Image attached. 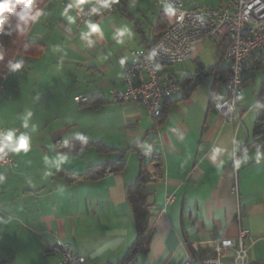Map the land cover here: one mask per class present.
<instances>
[{
  "label": "crops",
  "instance_id": "obj_1",
  "mask_svg": "<svg viewBox=\"0 0 264 264\" xmlns=\"http://www.w3.org/2000/svg\"><path fill=\"white\" fill-rule=\"evenodd\" d=\"M115 1L118 8L124 6L123 0ZM86 4L87 0L82 4L79 0H49L28 35L29 41L45 45L44 54L39 57L19 54L8 72L11 81L5 91L13 92L20 88V82L28 74L47 77L55 73L51 64L70 62L76 65L73 73L83 72L75 81L83 89L75 96L98 95L108 103L95 109L74 100L80 110L87 113L83 117L84 120L88 117L89 130L83 128L75 132L66 125L52 133L53 145L30 149L29 155L27 150L17 152L7 147L18 166L0 169V264H30L32 259H37V264H58V256L52 251L58 237L84 256L85 264H116L137 240L127 190L138 176L140 153L144 152L150 153L146 161L151 159L152 152L161 155L163 165L152 164L148 168L151 192L146 201L152 238L146 250L128 264H185L192 254L187 242L235 238L241 226L250 231L245 240L249 247V264H264V149L250 146L256 105L261 101L264 105V95L261 96L264 63L258 57L254 59L261 53L254 54L243 75L240 127L237 123H227L215 108H210L213 93L216 100L227 97L226 79L214 88L218 75L206 71L214 64H201L195 74L176 76L182 80L205 73L201 84L188 98L184 99L182 90L169 100L172 105L168 108V119L163 126H158L157 120L143 106L109 100L108 91L123 87V73L130 63L131 51L152 43L160 11H170L155 0H130L127 12L131 17L119 9L129 18V25L121 22L119 26L118 21H112L110 35L102 30L93 31L91 39L86 34H81L80 39L71 35L68 30L72 28L55 16L52 21L43 17L39 31L34 30L49 7H64L74 11L76 16V11ZM230 4L228 0L219 7ZM132 7L137 13L132 12ZM171 16L172 13L169 23ZM34 32L36 35L31 38ZM213 42L217 49L222 41ZM204 43L195 46L189 60L200 57ZM16 64L20 67L14 68ZM208 76L214 78L210 91L203 85ZM251 86L252 101L245 97V91ZM114 104H120L117 106L126 113L125 126L129 127L124 126V131L126 137L129 135V146L124 145L121 131L119 135L110 129L95 136L99 133L97 130H101V112L116 108ZM147 116L153 120L149 126L145 124ZM70 135H86L93 141L102 140L108 146L125 151L124 170L116 173L109 169L99 180L74 184L53 179L57 168L80 173L92 164L110 163L122 155L96 150L93 153L90 148L73 156L55 145V139ZM133 154H137L135 159ZM168 194H174L175 201L162 211ZM205 253L201 248L198 256Z\"/></svg>",
  "mask_w": 264,
  "mask_h": 264
},
{
  "label": "built area",
  "instance_id": "obj_2",
  "mask_svg": "<svg viewBox=\"0 0 264 264\" xmlns=\"http://www.w3.org/2000/svg\"><path fill=\"white\" fill-rule=\"evenodd\" d=\"M171 13L169 26L162 37L147 48L131 51L130 63L123 73V87L111 88L108 99L117 103H136L143 106L148 114L157 119L165 102L182 92V85L170 70L175 64L188 61L198 43L227 39L229 47L225 54L206 71L227 69V97L215 101V109L230 124H242L240 103L244 89L243 75L256 52L264 56V0H231L228 7H188L184 0H155ZM115 11L110 0H87V4L76 11L77 26L86 25L103 13ZM0 78V97L5 90V80ZM74 100L85 104L89 95H77ZM10 129L0 124V169L17 167V160L4 147ZM142 159L150 156L141 153ZM1 175V172H0ZM175 201L174 194L166 196V206ZM250 231L240 227L235 238H220L214 241L187 242L192 254L185 264H249V247L245 240ZM144 248L147 247L145 243ZM201 248L206 250L198 256ZM58 256V264H85L86 258L76 253L69 242L58 237L52 246Z\"/></svg>",
  "mask_w": 264,
  "mask_h": 264
},
{
  "label": "rangeland",
  "instance_id": "obj_3",
  "mask_svg": "<svg viewBox=\"0 0 264 264\" xmlns=\"http://www.w3.org/2000/svg\"><path fill=\"white\" fill-rule=\"evenodd\" d=\"M110 1L111 5H113L116 9L114 13L108 12L106 8H103L104 15L99 20H92L86 25L80 27L76 25L77 20L74 11H67L64 7H59L58 9L57 7H49L44 10L42 17L34 30L36 32L39 31V26L43 24L44 18L52 21V17L55 16L59 20H64L73 30H68V33L73 36H77L79 39L81 34H86L91 39L93 30L90 25H97L99 30L105 31L107 35H110L108 30H111L112 21H118L119 26L121 22L128 23L129 25V18L119 11L118 6L115 5L116 1ZM184 1L186 5L190 7H219L228 2V0ZM132 12H136V8L132 7ZM69 17H72V19H69ZM119 20L121 21L119 22ZM54 22L56 23L57 21ZM51 26H54V24H51ZM36 32L32 33L31 38H34L33 36L36 35ZM52 33L55 34L56 32L53 30ZM217 58L215 43L212 40H207L204 43V49L201 51L198 59H192L183 63L175 64L170 68L176 76L182 77L185 74H195L197 71H200L201 64L206 66L215 64L218 61ZM51 66L55 67V73L53 75L49 74V76L44 77V75L28 74L23 82H20L19 89H14L13 92L10 90L6 92L4 90L2 96L0 97V123L7 125L6 127L10 129L9 133H12L13 135V140L10 143L15 144L21 136L27 138V155L30 154V149L43 147L45 145H53L51 139L52 133L62 127H65L66 125L72 127V130L75 132H80L83 128L87 130L90 129L87 122L88 117H86V120H84L83 117L87 113L80 110L81 107H79L73 99L76 92H81L83 89L82 86L79 87V85L75 82L76 79L83 74V72L79 71L78 75L73 73L72 69L74 70L76 65L70 62L64 64L55 63L54 65L51 64ZM65 68H69L71 71H68ZM9 74L10 73H8L5 80L6 87L11 81ZM73 77L74 79H72ZM213 81V76L205 77L203 84L204 89H208V91H210ZM252 95L251 86L245 91V97L252 101ZM42 102L49 105H43ZM114 105L117 106L120 104ZM101 113V130L96 129L99 133L95 136L104 134L110 129L111 131H117L119 135H121L119 132L121 131L123 133L122 136L125 139L124 145L129 146V135L126 137V131H124V128L129 126H125L126 113L123 109L117 106L116 108H111V111L109 110L108 112ZM152 121V118L147 116L145 124H148L149 126L150 124H153ZM142 139L143 136L139 139V141ZM128 146L126 148H128ZM9 148L14 149V147ZM90 151L96 153L94 148ZM132 157L135 159L137 154H133ZM13 264L17 263L14 262ZM30 264H37V259H32Z\"/></svg>",
  "mask_w": 264,
  "mask_h": 264
},
{
  "label": "trees",
  "instance_id": "obj_4",
  "mask_svg": "<svg viewBox=\"0 0 264 264\" xmlns=\"http://www.w3.org/2000/svg\"><path fill=\"white\" fill-rule=\"evenodd\" d=\"M14 2L15 0H13V3ZM48 2L49 0H34L33 8L31 9V16H35V19H32L30 16L27 21H22L18 16L13 15L12 13H5V16L8 18V22L4 24L3 30H0V78L6 76V74L9 72L17 55L23 54L39 57L44 54L45 45L29 41L28 35L37 17L39 16L36 15L37 12L40 13ZM129 3L130 0H123L124 6L120 7L119 9L128 17H131L127 12ZM23 7V4L17 5L15 11L19 12L23 9ZM170 15L171 12L165 10L160 11L158 21L154 27V39L152 43L158 41L162 37L163 33L169 26L168 18ZM228 47L229 41L227 39L222 40V42L217 45V55L222 57ZM257 57L260 58L264 63V56L262 54L255 55L254 59ZM204 74L205 73L199 72L194 78L186 76L180 80L182 90L185 91L184 99L188 98V96H190L191 93L195 91V89L201 84ZM209 74L218 75L214 85L215 88L220 81H224L226 79L228 72L227 69L218 71L217 69L212 68ZM263 95L264 90L261 96ZM215 101L216 99H214L213 93L210 101V108H215ZM107 103L108 101L103 99V97L93 95L90 97V100L84 104V106H91L95 109H99ZM171 105L172 102H165L161 115L156 119L158 126H163L168 119V108ZM255 110L256 117L253 130V141L250 146L264 149V105L262 101L256 105ZM55 145L68 151L73 156H78L80 153L90 148H94L100 153H122L121 157L113 162L92 164L87 168L86 171L80 173H75L64 168H57L54 171L53 179H64L69 184H74L82 180H99L109 169H111L113 172L119 173L124 170L126 165L123 161L125 151L108 146L102 140L93 141L86 135H70L64 139L57 138L55 139ZM152 164H158L159 166H162V156L156 152H152L151 159L149 161L140 158L138 176L136 180L128 186L127 197L133 210L134 223L137 231V240L124 255V257L116 264L130 263L139 252L146 250L143 245L145 243H149L152 238V230H149L150 213L147 209L146 201L148 194L151 192V188L149 187L151 181L149 179L148 168Z\"/></svg>",
  "mask_w": 264,
  "mask_h": 264
},
{
  "label": "clouds",
  "instance_id": "obj_5",
  "mask_svg": "<svg viewBox=\"0 0 264 264\" xmlns=\"http://www.w3.org/2000/svg\"><path fill=\"white\" fill-rule=\"evenodd\" d=\"M79 2L82 4L85 2V0H79ZM34 0H15L13 3V0H0V30H3L4 24L8 22V18L5 16V13H12L15 16H18L20 20L27 21L31 16V9L33 8ZM23 4L24 7L21 11L17 12L15 11L16 6ZM71 7V5H70ZM40 13L37 12V16ZM32 19H35V16H31ZM69 19H72V17H69ZM93 31H98L99 28L97 25H90ZM14 68H19L20 65L16 64L13 66ZM27 126V125H25ZM13 135L12 133H8L5 138V144L4 147H14V150L19 152L21 149L27 150L28 142L27 138L24 136H21L15 144H12ZM0 151H3L2 148H0Z\"/></svg>",
  "mask_w": 264,
  "mask_h": 264
}]
</instances>
